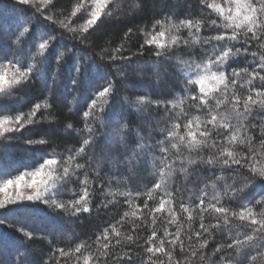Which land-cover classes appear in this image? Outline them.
I'll list each match as a JSON object with an SVG mask.
<instances>
[{
	"label": "trees",
	"instance_id": "obj_1",
	"mask_svg": "<svg viewBox=\"0 0 264 264\" xmlns=\"http://www.w3.org/2000/svg\"><path fill=\"white\" fill-rule=\"evenodd\" d=\"M81 2L50 0L42 5L41 0H34L29 5H19L17 0H0V63L19 59L25 68H32L29 79L15 86L11 95L0 93V118L20 115L26 120L25 114L40 105L33 118L35 123H25L19 131L0 137V183L35 170L46 158L61 162L54 167L70 169L54 197L64 203L66 209L50 206L44 201L23 202L22 207L9 205L0 209V264H17L22 255L37 264H84L85 256L90 257L88 264H133L139 260L149 264L150 254L144 249L151 233L156 231L158 243L165 230L176 234L178 229L184 248L181 251L177 244L172 264L176 261L180 264H211L212 261L221 264L218 258L232 251L226 245L237 237L236 231L225 233L215 229L212 235L202 232L197 237L195 232L200 231L201 222L199 212L191 209L193 219L189 221L188 213L183 212L180 203L198 204L203 189L208 193L205 204L213 193L221 195L220 205L230 209V218L231 212H239L246 203L253 212H264L256 206L264 178L257 176L253 183H248L244 193H238L230 200L223 196L224 188L229 185L241 188L251 175L248 168H240L244 175L236 176L237 165L228 168L219 163L206 164L209 159H219L218 152L222 147L234 151L237 158L248 152V143L257 153H264V106L259 103L264 97L253 93L258 103L251 105L249 112H244L242 106L239 109L242 113L239 123L243 127L238 139L250 136L251 140L246 144H229L224 139L228 133L222 127L218 128L223 135L214 134L211 138L217 141L216 147L192 153L190 159L195 163H190L189 153L183 146L179 150L173 149L165 141L173 170L167 178V191L174 197L172 204L166 207L174 208L176 220L171 222L167 211L153 214L149 210L158 206L161 197L165 196L163 190L153 189L160 181L162 165L158 158L163 153L159 151L158 142L164 140L162 129L180 122L179 131L183 134L186 121L184 118L175 120L181 112L188 114L187 118L210 117L207 112L193 107L196 102L191 96L198 93V87L186 83V69L177 59L201 62L205 59L202 45L190 43L173 47L158 58L155 45L149 46L145 40L148 38L146 33L160 30L158 26L153 27L157 20L171 23L203 21L205 27L199 32L200 37L230 30L207 27L216 16L202 0H109L97 24L84 31L89 16L83 9L77 10ZM74 11L75 16L72 15ZM21 26L30 29V35L20 38L27 40V44L16 42ZM180 35L192 39L187 29L182 28ZM164 39L167 41V35ZM45 40L49 45L41 52L38 46ZM233 43L241 47L242 52L243 47H248V54L230 60L226 72L230 73L233 68L252 71L264 55V48L257 42L243 47ZM252 52H256L255 62ZM248 79L245 75L238 78L235 88L230 86L229 97L234 92L243 101L250 89L261 88L259 79L251 85L246 83ZM109 85L110 93L100 97L99 92ZM138 98H144L146 103L138 105ZM93 100L103 107L93 111L90 107ZM212 106H215L214 101ZM85 111L91 113L88 118L83 115ZM221 113L228 115L229 120L220 121V124H237L230 102L221 105L213 114ZM99 117H103L102 124L97 120ZM86 119L96 129L91 146L83 145V139L89 138ZM141 143L144 148L139 147ZM81 147L85 148L84 153L79 151ZM178 151L184 155L183 168L176 159ZM134 153L138 155L134 156ZM69 154L73 155L75 163L64 162ZM76 164L83 167L72 171ZM256 166L264 167V156ZM85 180L90 211L77 213L73 205L84 193ZM213 183L217 185L216 189L211 187ZM150 191L152 199L148 198ZM244 194L249 195L248 201L243 199ZM146 201L148 208L144 207ZM133 212L136 214L132 215ZM218 217L217 213L205 212V226L217 223ZM232 223L240 222L232 219ZM111 226L121 233L120 237L112 233ZM105 229L109 230L107 241L103 239ZM58 231L61 232L59 235ZM98 236L100 240H97ZM129 236L131 242L127 239ZM117 239L120 244L116 243ZM105 243L109 244L108 249H104ZM81 244L85 247L81 253H75V247ZM218 246L221 252L215 251ZM165 247L171 246L166 244ZM20 248L22 252L18 251ZM61 249L70 255H61ZM193 252L195 256H192ZM129 256L133 262H129ZM151 264H169V260L163 254H157L151 257ZM246 264H264V249L252 251Z\"/></svg>",
	"mask_w": 264,
	"mask_h": 264
},
{
	"label": "snow or ice",
	"instance_id": "obj_2",
	"mask_svg": "<svg viewBox=\"0 0 264 264\" xmlns=\"http://www.w3.org/2000/svg\"><path fill=\"white\" fill-rule=\"evenodd\" d=\"M34 0H17L19 5H29L33 3ZM50 0H41V4H48ZM206 4V7L211 9L215 13L216 19H211L207 27L213 30L224 29L230 31H222L216 35H209L207 37H200L199 32L203 27H205L203 21H193V20H181L179 23H171L157 20L155 21L154 28L159 27V31L146 33L148 37L145 43L149 46L155 45L157 51L155 55L159 58L165 55L169 49L180 46H188L191 44H201L202 51L205 59L201 62L179 60L178 62L183 68L186 69L188 85H195L198 87V93L191 96V99L196 102L193 107L205 111L208 113L210 118L201 119L199 116L195 118H187L186 113L181 112L179 115L175 116V120L180 121L184 118L186 122L183 123L184 133H180L181 123L175 122L171 127H165L162 132L165 134L164 140L158 142L160 145L159 151L163 153L158 160L162 165L159 170L160 181L153 185L154 190H163L165 196H162L158 206L150 209L149 211L153 214L155 213H170L171 222H175L176 214L173 207H166V205L172 204L174 197L171 193L167 191V178L173 174L171 167L172 157L168 155V149L164 147L165 141L171 144L173 149L179 150L180 146H183L189 153V162L195 163V161L190 159L192 153H199L202 149L206 147H216L217 141L211 139L213 135L221 136L222 132L218 131V128H223L228 134L224 136V139L228 141L229 144L238 143L246 144L251 140V137L246 139H238L240 128L243 127L239 123L242 118V113L239 111L242 106L244 112L250 111V106L258 103L254 99L253 93L257 97H264V75L261 72L264 71V55L260 56V62L256 65L252 71L248 68H233L230 73L226 72V65L233 58L248 54V47H243L245 45H251L253 42H257L260 48H264V0H202ZM109 0H82V2L77 6V10L83 9L84 12L89 16L86 20L83 30L87 31L89 28L97 24L100 20L101 15L104 14V9L108 5ZM40 9L37 8V11ZM73 16L76 15V11L72 13ZM22 27L16 38L18 44H27V40H21V37H25L26 34L30 35V29L27 27ZM184 28L189 32V37H192L191 41L188 38H184L180 35V30ZM168 37L165 41V37ZM51 39V37L49 38ZM233 42L240 43L243 47V52L241 47H236ZM49 45V41L39 43V50L43 52ZM253 57V62L256 60V52L251 53ZM259 69V70H257ZM32 72V68H25L21 60L16 59L14 62L9 61L8 63H0V93L5 95H11L12 90L15 86L21 84L22 81L29 79V75ZM242 75L247 76L249 79L246 81L249 85L256 79L261 82L260 89H250L249 94L243 101L239 95L234 92L231 97H229L230 86L235 88L238 78ZM111 85L105 87L101 92H99L100 97H105L110 93ZM193 91H195L193 89ZM218 97H223L219 99ZM215 102V106H212V102ZM226 102L231 103V113L237 119L236 125H231L229 123L220 124V121L229 120L228 115L224 114H213L224 105ZM138 105H144L146 103L144 98H138L136 101ZM159 103V102H158ZM182 103V101H181ZM262 106H264V101H259ZM90 107L93 111L97 107H103V105H98L96 100L92 101ZM40 108L37 104L35 107L25 116V120L22 116L17 115L15 117L4 116L0 118V137H4L5 133L19 131L24 127L25 123L33 124L35 123L34 117L36 111ZM227 111V110H226ZM85 118H88L91 113L85 111L83 113ZM169 119H173L169 116ZM98 122L102 124L103 117L97 118ZM111 122V119L109 120ZM211 125V127H209ZM85 127L89 138L83 139V145L91 146L94 143V134H96V129H94L87 121H85ZM116 135H120L119 131L114 130ZM143 139V138H141ZM211 140V143H210ZM43 143V141H41ZM264 143V142H262ZM140 148H144L145 145L141 143ZM81 153L85 152V148L81 147L79 150ZM138 153H134V156ZM264 153H257L256 150L248 143V152L244 156L237 158V154L229 150V148H223L218 152L219 159L213 160L209 159L206 164L211 166L215 163H219L221 166H227L231 168L232 165L239 166L235 170L236 176H243L244 173L240 171V168H248L251 173L250 176L246 178V182L241 188H234L231 185L227 186L223 190V196L228 197V199H233L238 193H244V189L247 187L248 183H253L257 176L264 178V167H257L256 163L260 160ZM176 159L180 161L181 168H183V153H179ZM65 163H75L72 154H69L65 158ZM61 162L55 158H46L43 163L39 165L35 170L27 171L15 177V179H4L3 183L0 184V209H5L6 206L12 205L15 207L24 206L23 202L32 201H44L50 206L66 209L64 203L58 202L54 197L58 194L60 190L61 183L66 180L69 175V167H54L59 165ZM131 163V161H129ZM83 165L76 164V169L82 168ZM167 169V171H166ZM223 179V177H220ZM87 180H85V188L83 195L75 201L73 205L75 212L79 213L81 211L89 212L90 209L87 207L89 192L87 189ZM213 189L217 188V185L213 183L211 185ZM12 188L14 191H9ZM208 193L201 189L200 198L198 204L190 205L183 202L180 203V208L183 212L188 213V219L191 221L193 219L192 210L196 209L199 212L201 222L200 231H196L195 235L200 237L202 232L213 234V230L221 229L225 233H231L234 230L237 233V237L232 243L226 245L227 249L232 250L226 256L220 257L221 264H246L248 256L251 255L252 251H259L264 249V212L255 213L252 207L244 204L239 212H231V218L229 217L230 209L223 205H220L221 195L213 193L208 203L205 204V197ZM149 199H152L151 191L149 192ZM255 199L254 196L251 197ZM243 199L245 201L249 200V195L244 194ZM77 205H80L77 207ZM220 205V206H218ZM256 206L264 209V185L261 187L260 199L256 200ZM148 208L147 201L144 205ZM207 213H217L219 217L217 218V223L205 226L203 220V214ZM135 215L136 213H131ZM128 215V213H125ZM259 216V218H258ZM232 219L238 220L240 223L233 224ZM246 222V223H245ZM246 229V231H245ZM111 231L116 237H120L121 233L116 230L115 226H111ZM30 235V234H25ZM243 238H240V237ZM157 233L153 231L151 236L148 237L146 243L148 246L144 251L149 255V264H151V257L157 254H163L168 257L169 264H172V255L177 244H179L181 251H183L184 245L183 241L180 240L179 229L176 234H170L165 230L164 237L156 242ZM170 237V238H169ZM191 239V235L188 237ZM101 237L98 236L97 240ZM103 239H109V230L105 229L103 233ZM128 241H132V237L127 238ZM23 242H21L22 244ZM117 244L121 241L117 239ZM170 245V248H166L165 245ZM207 244V240H205ZM85 247L84 244L75 247V253H81V249ZM104 249H108L109 244L105 243L103 245ZM221 247L215 249L216 252H221ZM18 251L22 252L23 249L20 248ZM61 255H70L69 253H64L60 250ZM196 253L193 252L192 256ZM203 258V257H201ZM90 257H84V264H88ZM129 262H133L131 256L128 257ZM17 264H37V262L29 260L25 255H22ZM133 264H144L142 260L135 261ZM176 264H180L176 261ZM211 264H217L216 261H212Z\"/></svg>",
	"mask_w": 264,
	"mask_h": 264
},
{
	"label": "rangeland",
	"instance_id": "obj_3",
	"mask_svg": "<svg viewBox=\"0 0 264 264\" xmlns=\"http://www.w3.org/2000/svg\"><path fill=\"white\" fill-rule=\"evenodd\" d=\"M13 179H15V178H13ZM2 183H3V182H1L0 184H2ZM9 191H14V189L10 188ZM0 196H2V194H0ZM60 233H61V232L58 231V235H59ZM58 235H56V237H57Z\"/></svg>",
	"mask_w": 264,
	"mask_h": 264
}]
</instances>
